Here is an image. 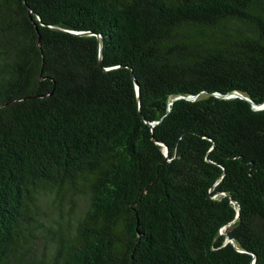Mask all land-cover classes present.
<instances>
[{"label": "trees", "instance_id": "obj_1", "mask_svg": "<svg viewBox=\"0 0 264 264\" xmlns=\"http://www.w3.org/2000/svg\"><path fill=\"white\" fill-rule=\"evenodd\" d=\"M252 104L264 0H0V264H264Z\"/></svg>", "mask_w": 264, "mask_h": 264}, {"label": "water", "instance_id": "obj_2", "mask_svg": "<svg viewBox=\"0 0 264 264\" xmlns=\"http://www.w3.org/2000/svg\"><path fill=\"white\" fill-rule=\"evenodd\" d=\"M101 51V49H100ZM100 59H101V55H100ZM231 96H239L238 94H234V95H231ZM189 98H193V97H189ZM253 108L255 109H263L264 108V104L262 105H256V104H252ZM228 228V226L224 227L221 231V233H223L226 229Z\"/></svg>", "mask_w": 264, "mask_h": 264}]
</instances>
